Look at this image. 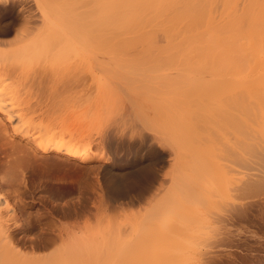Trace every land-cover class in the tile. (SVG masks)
<instances>
[{"label":"bare ground","instance_id":"1","mask_svg":"<svg viewBox=\"0 0 264 264\" xmlns=\"http://www.w3.org/2000/svg\"><path fill=\"white\" fill-rule=\"evenodd\" d=\"M214 2L232 5L229 18L216 22ZM226 28L264 51V0H0V138L13 157L0 177V264H262L264 82L256 91L244 60L222 51ZM37 65L51 106L30 129ZM80 99L95 127L66 124L70 102L66 113L88 114ZM29 172L50 191L48 215L73 219L49 220L30 245L11 231L7 194L18 185L21 198Z\"/></svg>","mask_w":264,"mask_h":264},{"label":"rangeland","instance_id":"2","mask_svg":"<svg viewBox=\"0 0 264 264\" xmlns=\"http://www.w3.org/2000/svg\"><path fill=\"white\" fill-rule=\"evenodd\" d=\"M209 4L211 6V3H209ZM213 6H214V10H215L214 15H216V17H214V18L216 19V22H219L220 20H223V18H227L229 16L230 8H228V7H230L232 5L223 6L222 5V2L221 3L220 2H218V3L214 2ZM252 17H253V15H252ZM238 19H239L238 22H239V24L241 26H246V25H249L250 24L249 21H251L250 19H252V18H251V15L248 16V15L241 14ZM228 26H230V27H227V28H230V29L233 28V25L232 24L231 25L228 24ZM227 28H226V31L227 32H230V33H224L222 31V32H219V34H220L219 36H215V35L214 36H215L216 40H219L218 42L221 43L222 45H226V44L228 45V46L226 45L225 47H222V51H224L225 54H229L231 52L232 54H231V56L229 55L230 57H233L235 60H237L236 57H238L240 59L239 61H243L244 60V62H243L244 65H246V66L248 65V67H250V68H248V67L247 68H244L243 71L245 69H246V71L243 72L242 71V68L244 67L243 66V63L241 62L242 63L241 64L239 61H237V62H239V64H241L243 66V67H239V69L241 68L240 69V73L242 72L241 73L242 74V78L244 79V76H245V78H248V80L250 78L249 81L255 83V84L254 83L253 84H254V86L256 85V91H257V86L259 88L260 86H263V84H264L263 83L264 82L263 81L264 79L263 80H260L261 78L258 75L260 73H257V70H256L258 68L257 64H259L261 62L260 60L264 59V56H263L264 51H262L257 46L251 45L252 42L255 41V37H252V36L249 37L248 36L249 37L248 38L247 36H244L242 38L241 37L242 35L237 36V35H235L232 32V30L230 31ZM230 34H233V35H230ZM199 36L197 35L196 37H194V39L191 38L192 41L194 40V45H197L196 42L197 43H200L201 41L203 42L206 39V38H204V35H201L200 37ZM210 36L207 35V38L210 37ZM214 36H211V37L213 38ZM236 38H237V42H236ZM232 39L235 40V43L236 44L233 45L231 43L232 45L231 44L229 45L228 42L230 40H232ZM217 47H219V46H217ZM230 47H231V49L233 48L238 53L234 52V50L229 51L230 50ZM219 48L221 50V47H219ZM223 48H225V49H223ZM225 50L227 52L229 51V53H226ZM234 53H236V55ZM227 57H228V55H227ZM233 58H232L233 63H236V61ZM241 58H243V59H241ZM228 59H229V57H228ZM251 60H252V62H251ZM254 60H256V61H254ZM253 62H254V64H253ZM42 68L43 67L41 66V69H40V65H39V67L37 65V67H35V69H33L31 71L32 74L31 73L28 74L29 75L28 78H29L30 81L28 80V78L25 80L26 83H27V81H29L27 83V86H26V83H25V89H24L25 93L28 92V93H26L27 96L25 94V96L27 97V98L26 97L25 98L27 100H29V101H27L28 104L26 103V104H23V105H24V107L25 106L27 107L26 110H27V114L29 116V117L27 116V118H28V120L30 118V122H28V128H30V129H32V127L34 128V125H37L38 123H40L41 119L44 120V122H45L48 119L49 114H50L49 113L50 112V108L49 107L51 105H50V98H49V94H48L49 93V89L47 87V81L48 80L45 77V76H48V75L46 74L47 71H45L46 68H43V69ZM36 69H37V71H34ZM243 74H245V75L243 76ZM260 75H262V74H260ZM252 79H254L255 81L252 80ZM258 84H260V85H258ZM27 87L28 88L30 87L29 88L30 89V92H29V90H27L28 89ZM258 91H259V92H257L258 94L261 93V95L259 94L260 98L263 97L264 96L263 95L264 94V88L261 89V87H260V89H258ZM81 102H82V100L80 101V103ZM89 102L88 103L87 102H85V103L82 102V103L84 104L85 107H86L87 104L88 105H91V104H93V105L95 104L96 105L97 98L92 99L90 104H89ZM76 103H77V105L78 104L81 105L79 102H76ZM66 105L70 107L71 102H70L69 105L68 104H66ZM66 105L64 107V109L66 108L65 110H67V108H68V107H66ZM73 106H74V104H73ZM260 106L261 105H259V107H258V111L260 112V113L258 112V118H260L261 113L264 110L263 109L264 108V105H262L261 107ZM81 107H82V105H81ZM81 107H79V108H81ZM71 108L74 109L72 106H71ZM75 108L77 110H79V112H80V110L83 111V112H84V110H86L85 111L86 113H87V111H89V112H92L93 111L92 112L93 113V116H91L93 119L89 118L90 116L86 117L89 114V112H88V114H85L84 113L85 118H86L85 119V118H82L80 116L81 112H80V114H78V111H77V113L75 111L76 114L74 113L75 115H73V113H72L73 111L72 110L70 111V109H68L69 112L67 111V113L65 112V110H63L64 113L62 111V113H63L62 116H64L63 118L66 119V121H67L66 124H70V125H72L71 123H74L75 124V122H76L75 120L78 119V123L76 122V124H79L81 127L83 125H84L85 128L87 126H90V123L89 122L95 120L96 115H95L94 111L96 109H92L93 108V106H92V107H90L92 109L91 111L90 110H87V109H90L89 106H88L86 109L83 108V110H82V108L81 109H78L76 107V105H75ZM54 109H52V110H54ZM82 115H83V113H82ZM83 119L86 120L89 123V125H85L87 122L84 123ZM79 121H82L83 122V123H81L82 125L79 123ZM4 122L6 123V127L10 130V124H9V122L7 123V121H5V120H4ZM93 125H94V127L96 126L95 125V121H93ZM93 125L91 126V129H93ZM0 129H2L1 126H0ZM89 130H90V128H89ZM257 133L260 134L262 137L264 136L263 135L264 134V128H262V125H261V118L258 120ZM260 135H258V140L260 139L259 138ZM263 138H261V139H263ZM15 140H16V144H19L21 146H24L25 143H26V140L25 139H22L19 136H16ZM0 141H1V138H0ZM1 142H5V141L2 140ZM1 144H3V143H1ZM1 144H0V177L4 175V173H3L4 170H3L2 167L5 164L6 165L10 164V162H11V160L13 158V157H11L12 155L9 154L11 152V150L8 148V146L11 148L10 144L8 145V144H6V142H5V144H3L4 146L3 145L1 146ZM5 147H7V148L5 149ZM258 150L264 154V140H261V141L259 140L258 141ZM8 151H10V152H8ZM6 152H7V154L5 155ZM7 156H10V157H7ZM5 157H7V158H5ZM9 158H10V160H9ZM40 183H41V180H40V178L37 175H35V174L32 175L31 172L27 173L26 174V177H25V183L22 185L23 188H21L19 190L20 191L21 198L18 197L16 195L17 192H15L17 190L16 187L18 185H15L14 187L9 188V190L7 189L6 186H3V187L1 186V189H3L4 191L8 190V193L7 194L9 195V199L15 205V207L17 208V213H16V216H17L16 222L17 223H15V220L11 222V224H12V228H11L12 230L11 231H14L15 232L16 238L19 239V240H21L20 241L21 243H26L28 245L32 244L34 242V240L36 241L39 238H41L44 235H46V232H47L46 230H48V232H50L49 226H48L49 225L48 224V221L49 220L55 221V223H57L56 224L57 226L58 225L61 226V224H62V226H64V225L65 226H68L69 224H72V220H73V219L71 220V219L65 218L64 215H61V214H59L57 216H52V215L50 216V215H48L47 209L45 210V207L43 206V202L44 201L45 202L49 201V199L52 196L50 194V191H46V189L43 186L44 184L43 185L42 184L40 185ZM0 185H1V183H0ZM24 185H25V187H24ZM23 191H24V193H23ZM72 195L73 194L68 195L67 196L68 198H64V199H60L59 198L58 202H60L63 205V203L65 204V201L67 199H70L69 197H71ZM254 199H255V201L258 200V202H262L263 201L262 204L264 205V192H261V194H258ZM91 201L94 202L95 201V197H91ZM90 205H92V203H90ZM126 212L127 213L130 212V210H128V208H126ZM87 216L90 217V214L87 213ZM93 220L94 219L92 218V221ZM122 220H123V217L119 218V221H122ZM261 260L263 261L262 264H264V257H262L260 259L259 258L256 259L257 263H260Z\"/></svg>","mask_w":264,"mask_h":264}]
</instances>
